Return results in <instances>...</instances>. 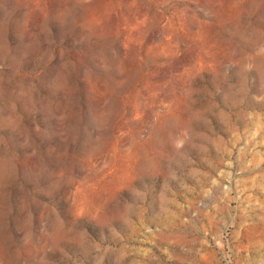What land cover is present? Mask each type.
<instances>
[{
  "label": "rangeland",
  "instance_id": "374dc122",
  "mask_svg": "<svg viewBox=\"0 0 264 264\" xmlns=\"http://www.w3.org/2000/svg\"><path fill=\"white\" fill-rule=\"evenodd\" d=\"M0 264H264V0H0Z\"/></svg>",
  "mask_w": 264,
  "mask_h": 264
}]
</instances>
